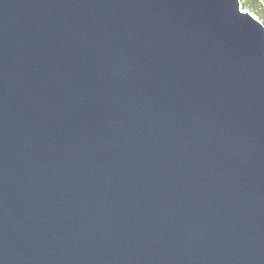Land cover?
Instances as JSON below:
<instances>
[{"label": "water", "instance_id": "obj_1", "mask_svg": "<svg viewBox=\"0 0 264 264\" xmlns=\"http://www.w3.org/2000/svg\"><path fill=\"white\" fill-rule=\"evenodd\" d=\"M0 264H264L239 0H0Z\"/></svg>", "mask_w": 264, "mask_h": 264}, {"label": "rangeland", "instance_id": "obj_2", "mask_svg": "<svg viewBox=\"0 0 264 264\" xmlns=\"http://www.w3.org/2000/svg\"><path fill=\"white\" fill-rule=\"evenodd\" d=\"M239 2L242 10L248 11L264 26V0H239ZM258 14H261L262 18H258Z\"/></svg>", "mask_w": 264, "mask_h": 264}, {"label": "trees", "instance_id": "obj_3", "mask_svg": "<svg viewBox=\"0 0 264 264\" xmlns=\"http://www.w3.org/2000/svg\"><path fill=\"white\" fill-rule=\"evenodd\" d=\"M259 15V17L258 18H262V15L261 14H258Z\"/></svg>", "mask_w": 264, "mask_h": 264}]
</instances>
